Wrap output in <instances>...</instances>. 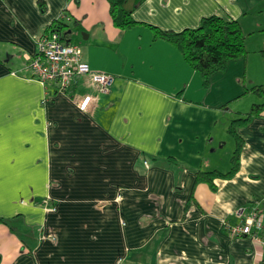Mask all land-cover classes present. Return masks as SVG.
I'll return each mask as SVG.
<instances>
[{
    "label": "crops",
    "instance_id": "1",
    "mask_svg": "<svg viewBox=\"0 0 264 264\" xmlns=\"http://www.w3.org/2000/svg\"><path fill=\"white\" fill-rule=\"evenodd\" d=\"M39 1L0 0V264H264L261 241L228 230L242 207L264 225V110L239 130V172L216 191L196 184L198 171L231 169L229 125L251 109L249 72L253 86L264 73L247 48L205 88L147 26L182 32L219 16L246 35L264 0H145L129 30L106 0ZM57 19L90 68L115 77L107 92L87 77L67 93L34 78L28 58Z\"/></svg>",
    "mask_w": 264,
    "mask_h": 264
},
{
    "label": "trees",
    "instance_id": "2",
    "mask_svg": "<svg viewBox=\"0 0 264 264\" xmlns=\"http://www.w3.org/2000/svg\"><path fill=\"white\" fill-rule=\"evenodd\" d=\"M110 5V15L114 26L121 30H129L142 24L134 20L133 12L145 0H106ZM42 11H46L44 0L39 1ZM153 32L155 39L164 40L176 47L185 61L203 78V86L209 88L214 75L227 70L230 63L240 59H247L246 35L237 20H227L219 16H210L202 19L195 29H186L182 32L165 31L158 27L147 25ZM69 26L63 20L57 19L48 26L45 35L53 31H60L65 41L69 42ZM257 93L264 98V84L253 86L248 92ZM264 110V100L260 104H253L245 115L233 119L228 133L234 139L236 147L231 157V169L227 173L220 171H198L196 184L203 182L214 191L217 190L215 180L230 179L240 170V158L244 147V139L239 130L248 125L254 117H259ZM0 223L8 221L0 218Z\"/></svg>",
    "mask_w": 264,
    "mask_h": 264
},
{
    "label": "built area",
    "instance_id": "3",
    "mask_svg": "<svg viewBox=\"0 0 264 264\" xmlns=\"http://www.w3.org/2000/svg\"><path fill=\"white\" fill-rule=\"evenodd\" d=\"M37 51L28 58L29 69L34 78L45 87L54 86L58 92L67 93L78 77H87L100 91L107 92L113 85L115 77L111 74L93 71L83 60L79 46L65 41L60 31H53L36 40ZM93 100L85 96L80 102L81 110H86ZM47 99L44 100L46 102ZM241 222L234 226L228 225L233 237H248L264 244L263 218L256 207H242L238 211Z\"/></svg>",
    "mask_w": 264,
    "mask_h": 264
},
{
    "label": "rangeland",
    "instance_id": "4",
    "mask_svg": "<svg viewBox=\"0 0 264 264\" xmlns=\"http://www.w3.org/2000/svg\"><path fill=\"white\" fill-rule=\"evenodd\" d=\"M264 9V7H263ZM247 27H246V45L249 50H251V53L253 52L252 61H253V66L255 68L256 74L259 72L260 74L263 72L264 73V31L261 29H264V10L263 11H256L252 15L249 16V18L246 21ZM254 32L253 34H248L249 32ZM258 66V67H257ZM258 70H257V68ZM262 75V74H261ZM249 76L247 77L246 84L249 86L251 89L253 85L250 84L251 78H253V73L249 72ZM258 85L264 84V81L257 83ZM248 97L244 101H249L250 105H247V108H251L252 104H260L264 98L261 97V95H258L257 93L249 92ZM255 102V103H253ZM250 106V107H248ZM229 108H233L230 106ZM247 109V110H249ZM227 122V121H226Z\"/></svg>",
    "mask_w": 264,
    "mask_h": 264
}]
</instances>
